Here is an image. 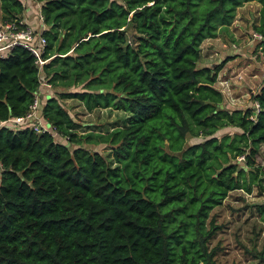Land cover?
<instances>
[{
    "label": "trees",
    "instance_id": "16d2710c",
    "mask_svg": "<svg viewBox=\"0 0 264 264\" xmlns=\"http://www.w3.org/2000/svg\"><path fill=\"white\" fill-rule=\"evenodd\" d=\"M31 1L45 61L19 44L0 54V122L26 113L41 79L55 91L39 103L49 131L0 123V264H222L210 211L232 189L264 197V83L255 107L226 108L222 62L198 60L204 39L233 40L250 0ZM255 1L250 27L264 35ZM23 10L0 0V23ZM64 98L119 109L123 125L77 133ZM226 126L238 131L215 135ZM255 207L264 222V200Z\"/></svg>",
    "mask_w": 264,
    "mask_h": 264
},
{
    "label": "rangeland",
    "instance_id": "374dc122",
    "mask_svg": "<svg viewBox=\"0 0 264 264\" xmlns=\"http://www.w3.org/2000/svg\"><path fill=\"white\" fill-rule=\"evenodd\" d=\"M259 6L257 1L250 0L235 9V23L241 27H232L233 34L230 33L233 40L227 35H218L200 44V65L222 62L214 86L222 92L224 106L229 109L254 106L250 96L264 83V55L257 46V41L250 37L253 30L250 22H255ZM78 88L79 86L76 87ZM54 91L55 89L41 79L37 95L41 93L45 98ZM60 102L76 121L77 133L86 130L106 132L114 126L123 125L122 118L125 113L119 109L100 107L86 110L81 102L74 98H64ZM237 131L236 128L226 126L217 130L215 135L219 137L224 133ZM53 137L57 141L65 142L55 133ZM196 140L191 138L190 142ZM85 146L97 149L104 156L109 153L108 148L101 144ZM255 163L261 165L264 170V143L259 144ZM263 200L264 197L258 194L254 187L250 192L232 189L221 203L210 211L218 228L209 243L216 246V259L220 263L264 264V259L257 255L260 251L264 253V222L255 207L257 202Z\"/></svg>",
    "mask_w": 264,
    "mask_h": 264
},
{
    "label": "built area",
    "instance_id": "2783aa9c",
    "mask_svg": "<svg viewBox=\"0 0 264 264\" xmlns=\"http://www.w3.org/2000/svg\"><path fill=\"white\" fill-rule=\"evenodd\" d=\"M36 16L38 21L41 23L39 10L37 11ZM250 37L252 40L256 41L264 39V35L253 30L250 32ZM44 43V38L41 37L39 33H36L31 26L26 25L22 19L0 23V54L12 45L19 44L25 47L35 57L34 61L38 65H41L42 62L45 61L40 57ZM39 103L40 99L36 95L29 104L28 110L24 115L8 118L6 120L8 123L5 124L13 128L31 127L35 131L48 130L49 128L44 123L40 115ZM254 106H256L255 102ZM2 122L5 121H1L0 123ZM237 159L241 160L242 156H238Z\"/></svg>",
    "mask_w": 264,
    "mask_h": 264
},
{
    "label": "crops",
    "instance_id": "0c3cea01",
    "mask_svg": "<svg viewBox=\"0 0 264 264\" xmlns=\"http://www.w3.org/2000/svg\"><path fill=\"white\" fill-rule=\"evenodd\" d=\"M22 3L24 4V10L22 13V20L26 25L31 26L34 31L36 33H39L41 31V29L44 27L37 19V11L39 10V4L36 2H33L31 0H21ZM239 7V6H237ZM236 7V8H237ZM236 19L234 17V19L232 20V22L230 23V25L228 26V29L230 32H232V27H234L235 25H237L238 27H241L240 24H236ZM233 34V32H232ZM218 37V36H216ZM214 38V37H213ZM220 38V37H219ZM206 39H211V38H206ZM204 39V40H206ZM203 40V41H204ZM202 41V42H203ZM221 42H223L222 40H220ZM224 43V42H223ZM221 43V44H223ZM224 45V44H223ZM229 53V52H228ZM39 99L42 101V99L44 98L43 96H41V93H38Z\"/></svg>",
    "mask_w": 264,
    "mask_h": 264
}]
</instances>
